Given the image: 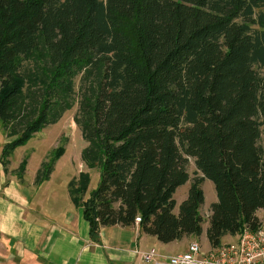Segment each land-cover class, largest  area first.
<instances>
[{"label": "trees", "instance_id": "1", "mask_svg": "<svg viewBox=\"0 0 264 264\" xmlns=\"http://www.w3.org/2000/svg\"><path fill=\"white\" fill-rule=\"evenodd\" d=\"M79 79L77 92L76 80ZM78 95V98H77ZM79 105L75 123L100 169L69 182L91 240L102 227L143 231L164 244L200 238L206 196L189 158L214 182L212 247L255 229L264 211V0H0L1 163ZM42 162L35 184L51 179ZM26 174V161L18 168Z\"/></svg>", "mask_w": 264, "mask_h": 264}, {"label": "crops", "instance_id": "2", "mask_svg": "<svg viewBox=\"0 0 264 264\" xmlns=\"http://www.w3.org/2000/svg\"><path fill=\"white\" fill-rule=\"evenodd\" d=\"M24 178L9 179L0 164V264H153L144 252L166 254L177 242L164 244L135 224L102 227L94 242L83 209L73 200L65 210L50 203V196L33 200L51 179L36 185Z\"/></svg>", "mask_w": 264, "mask_h": 264}, {"label": "rangeland", "instance_id": "3", "mask_svg": "<svg viewBox=\"0 0 264 264\" xmlns=\"http://www.w3.org/2000/svg\"><path fill=\"white\" fill-rule=\"evenodd\" d=\"M79 83L80 81L77 79V92L79 91ZM78 108L79 105L76 104L71 110L64 114L65 116L60 122L42 129L24 145L15 149L10 157L11 165L8 168V172L5 173L9 179L14 177L21 179L19 177L18 168L22 162L26 161V174L24 175V179L27 183L35 181L37 171L41 167L42 162L52 161L53 157L56 156V154L58 155L59 149H64L63 154L56 162L50 182L45 183V185L33 195V200L35 201L39 197H43V195H46L47 199L49 198L48 196H50L49 199L52 201H49V199L48 201L50 203H55L56 208H62V210H65V206H71L68 184L72 178L78 177L80 173L84 171L90 172L91 182L86 196H89L92 191L98 188L101 178L100 169H89L81 157L88 143L84 140L81 129H79L75 123ZM8 140L6 131H4L2 122L0 121V164L2 161L3 148ZM187 169L189 170L190 181L178 188L174 194L177 202L174 211L176 214L179 213V207L184 200L187 199L188 191L193 182H200L204 191V196H206L205 202L200 208L204 231L200 238L190 237L185 238L183 241L173 243L171 247L165 250L167 255L185 252L192 241L202 243L203 247L206 249L210 247V243L206 237V231L209 227V216L211 214L210 206L218 200L215 185L214 182L204 179L202 174L197 172L195 159L189 158ZM263 215V211L259 212V217Z\"/></svg>", "mask_w": 264, "mask_h": 264}, {"label": "built area", "instance_id": "4", "mask_svg": "<svg viewBox=\"0 0 264 264\" xmlns=\"http://www.w3.org/2000/svg\"><path fill=\"white\" fill-rule=\"evenodd\" d=\"M140 223L137 217L135 225ZM259 223L255 229L245 226L219 246L206 249L202 243L192 241L182 253L167 255L151 249L143 257L153 264H264V215L259 217Z\"/></svg>", "mask_w": 264, "mask_h": 264}]
</instances>
